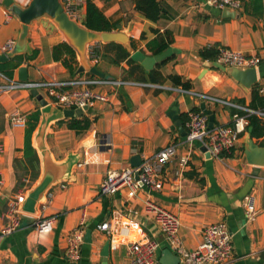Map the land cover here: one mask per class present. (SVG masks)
<instances>
[{
  "label": "crops",
  "instance_id": "obj_1",
  "mask_svg": "<svg viewBox=\"0 0 264 264\" xmlns=\"http://www.w3.org/2000/svg\"><path fill=\"white\" fill-rule=\"evenodd\" d=\"M15 1L22 5L29 2ZM94 1L106 16L122 21V30L132 26L131 42L136 52L153 56L147 45L158 32L170 30L174 35L171 48L178 53L161 71L165 76L180 75L191 81V91L240 107L243 106L239 105V100L245 101L246 106L251 102L252 89L199 56L201 49L212 46L262 59L256 69L255 86L264 87V19L246 14L242 0L237 12L239 17L234 18L224 17V10L206 4V0H166L162 2L166 14L157 23L135 11L130 0ZM47 31L42 23L33 27L30 47L39 54L34 60H24L20 67L27 66L29 70L31 66L35 80L90 79V73L71 76L61 62L53 60L52 48L62 43L63 38L58 32L50 35ZM19 33V21L0 0V44L16 41ZM94 65L110 76V81L132 82L125 80V71L129 69L126 62L119 66L102 61ZM145 84L149 86L93 88L107 94L109 101L96 103L84 113L93 124L83 134L68 129L64 121L67 119L50 124L46 141L55 160L63 162L70 153L81 157L73 168L75 179L54 186L46 206L41 205L39 215L18 213L14 216L10 211L18 196L24 191L27 194L34 182L19 166L24 155L25 127L13 126L7 116L18 109L28 117L41 111V106L28 91L0 94V233L14 219H19L17 231L0 240V264H103L101 253L107 242H110L108 264H130L129 246L149 240L160 243L159 262L167 245L152 216L144 210L148 201L180 218L181 236L188 250H195L201 244L206 226L225 222L233 236L234 254L230 264H264V166L250 165L247 161L245 147L249 131L240 137L231 157L219 160L204 152L202 143H189L170 117L175 103L182 121V116L189 117L194 108L206 102L215 113V125L227 127L233 124L232 112L236 107L182 94L178 91L182 88L170 82ZM172 143L179 145L178 158L190 155L189 168L181 178H175L171 167L167 168L160 177L164 181L161 192L142 186L134 197H129L126 191L108 196L99 193L109 172L132 167L134 156L144 160ZM26 179L31 184H26ZM251 194L257 198L258 217L248 223L244 203ZM49 216L58 217L54 230L37 233L33 225L38 218ZM82 220L86 223V233L92 231V243L85 241L81 259L70 262L66 258L67 237ZM104 222L112 226L110 234L98 229Z\"/></svg>",
  "mask_w": 264,
  "mask_h": 264
},
{
  "label": "built area",
  "instance_id": "obj_2",
  "mask_svg": "<svg viewBox=\"0 0 264 264\" xmlns=\"http://www.w3.org/2000/svg\"><path fill=\"white\" fill-rule=\"evenodd\" d=\"M69 14L80 22L86 9V0H63ZM206 4L220 10L231 9L238 12L241 9L240 0H206ZM15 44L14 40L0 45V54L9 52ZM98 63L97 60H94ZM218 63L226 67L237 68H258L262 59L258 57H248L239 51H233L226 48L219 49ZM106 85L123 86L139 85L148 87L145 83L117 82L98 77L90 79H78L74 82H61L55 79H41L31 81H20L18 74L13 78L8 77L0 71V94L13 93L18 91L37 90L50 103L63 110H77L85 107L91 108L96 103H106L109 96L101 91H95L93 88ZM72 87H75L72 89ZM82 88V89H80ZM182 94L193 95L209 100L214 103H223L232 105L240 110L257 114L264 117L262 111H252L240 106L229 104L220 99L200 95L191 90L178 89ZM264 95V87L259 89ZM8 119L13 126L26 127L28 117L20 110L15 109L8 114ZM247 117L234 115L231 126H215L209 129V117L201 110L192 112L187 122V141L189 143L200 142L207 148V152L212 158L224 159L223 154L231 155L236 148L240 137L247 133ZM178 147L176 143L161 149L155 155L142 159L139 167H128L121 171L109 172L99 188L101 195H115L126 191L129 197H134L140 187L144 186L154 192H161L164 188V181L160 178L162 173L171 167V173L175 178H181L189 168L190 155L178 158ZM2 145L0 144V151ZM138 174V178L136 175ZM26 184H31L29 179ZM2 182L0 180V188ZM51 191L47 194L46 206ZM26 202V191L22 192L16 199V203L11 206V213L15 216L23 213L20 206ZM257 198L255 195H249L244 203L246 219L248 223H253L258 217L256 209ZM145 212L150 214L164 237L167 248H169L180 259V264H230L233 260L234 245L233 236L228 225L225 222H218L206 226L203 230L201 244L195 250H188L181 236V220L174 213L168 211L162 206L148 201L145 204ZM138 214L137 211L134 212ZM57 216L38 218L33 225L34 230L39 234H47L54 230ZM19 219H14L0 233V240L4 239L17 231ZM100 231L107 234L111 233L112 226L109 222H104L98 226ZM86 223L84 220L67 237L66 258L70 262H78L82 256V247L85 244ZM160 243L155 240L133 243L128 248L130 264H157V252Z\"/></svg>",
  "mask_w": 264,
  "mask_h": 264
},
{
  "label": "water",
  "instance_id": "obj_3",
  "mask_svg": "<svg viewBox=\"0 0 264 264\" xmlns=\"http://www.w3.org/2000/svg\"><path fill=\"white\" fill-rule=\"evenodd\" d=\"M3 4L8 8L13 17L19 21L20 33L13 48L6 54H0V64L9 63L17 56L31 55L32 49L29 42L31 31L36 24L45 20L50 21L55 26L61 33L63 42L76 52L79 62L77 75L91 73L98 78L110 80V76L101 72L91 59L90 49L97 44H122L131 54L133 60L140 63L147 72L178 53V50L175 48H170L166 52L156 56H147L143 52H136L131 42V25L126 30L121 31L98 32L91 30L69 14L63 0H29L26 5H22L15 0H3ZM223 16L226 18L239 17L237 12L231 9H225ZM210 65L227 72L236 82L248 89H252L258 82L256 68L226 67L218 62H211ZM28 71L27 66L20 67L18 69V79L23 82L28 81ZM31 95L41 106L40 121L32 139L40 159L41 174L27 191L26 202L20 206V210L23 213L39 215L41 205L47 201L48 192L62 181L68 182L75 179L73 168L79 164L81 157L80 154L74 155L70 153L63 162L55 160L46 141L50 124L60 119L81 118L89 108L63 110L52 106L37 90H32ZM200 110L209 117V129H214L216 122L214 111L207 107L206 102L200 104ZM170 117L174 120L175 127L183 133V136H187V132H184L183 123L180 120L178 104H174ZM248 131L249 134L245 147L247 161L250 165L264 166V147L253 141L252 128ZM203 151L207 153V148L203 147ZM141 163L142 159L140 156H134L131 160L132 167H139ZM136 177L138 178V174ZM85 241L87 244L92 243L91 230L86 233ZM101 256L102 263L108 264L110 242H107L104 246ZM157 264H180V259L169 248H165L162 258Z\"/></svg>",
  "mask_w": 264,
  "mask_h": 264
},
{
  "label": "trees",
  "instance_id": "obj_4",
  "mask_svg": "<svg viewBox=\"0 0 264 264\" xmlns=\"http://www.w3.org/2000/svg\"><path fill=\"white\" fill-rule=\"evenodd\" d=\"M86 13L82 16L80 23L87 28L98 32H112L122 30V21L115 20L106 16L103 9H101L94 0H86ZM110 1V0H107ZM135 11L142 14L146 19L157 23L166 14L162 5L166 0H130ZM244 12L258 18L264 19V0H242ZM174 44V35L170 30L164 33L157 34V37L147 45V49L153 56L160 55L166 52ZM38 50H33L31 55H22L15 57L12 61L6 64H0V71L10 78L15 76L16 70L21 66L24 60L31 61L37 58ZM92 61L97 60V65L102 61L112 66H119L126 62L129 69L125 71V80L139 83H150L164 85L170 82L174 87H181L184 90H191L193 88L192 82L184 79L180 75L165 76L162 73V67L168 62L172 61L175 56L157 65L154 69L147 72L145 68L134 61L131 54L119 43L97 44L90 49ZM199 56L202 60L216 62L219 56L218 46L203 48L199 51ZM52 57L55 62H61L68 70L71 76H76L79 68L76 52L65 42L58 43L52 48ZM98 68V66H97ZM91 78H95L90 73ZM260 87L252 88V98L248 106L245 101L239 100V105L252 111L264 112V95L259 91ZM200 108L196 107L193 112H199ZM233 116L239 115L247 117L248 126L247 132L252 128V138L257 139L260 146L264 147V117L257 114L250 113L240 109L233 110ZM41 111L37 110L28 116L25 127V144L23 149V159L19 161V166L25 171V174L30 176L31 181L35 182L40 175V159L36 149L32 143L33 134L39 124ZM184 129L186 128L189 117L182 116ZM63 121V120H62ZM67 122L68 129L75 131L78 135L87 132L93 124V121L87 117L71 118L64 120ZM61 122V121H60ZM216 126V125H215ZM222 157H231L223 154Z\"/></svg>",
  "mask_w": 264,
  "mask_h": 264
},
{
  "label": "rangeland",
  "instance_id": "obj_5",
  "mask_svg": "<svg viewBox=\"0 0 264 264\" xmlns=\"http://www.w3.org/2000/svg\"><path fill=\"white\" fill-rule=\"evenodd\" d=\"M47 29H48V34H53L54 32H58L60 35H61V33L55 28V26L50 22V21H42L41 22ZM55 30V31H54ZM61 37H62V35H61ZM63 38V37H62ZM0 45H2V44H0ZM95 46V45H94ZM93 47V46H92ZM95 63V62H94ZM96 64V63H95ZM29 75H30V80L31 81H34L35 80V78H34V76H33V68L31 67V66H29ZM42 93L44 94V96L46 97V94L42 91ZM47 98V97H46Z\"/></svg>",
  "mask_w": 264,
  "mask_h": 264
}]
</instances>
